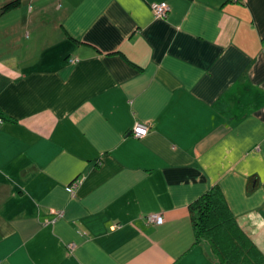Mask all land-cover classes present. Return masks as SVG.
<instances>
[{"label": "crops", "instance_id": "obj_1", "mask_svg": "<svg viewBox=\"0 0 264 264\" xmlns=\"http://www.w3.org/2000/svg\"><path fill=\"white\" fill-rule=\"evenodd\" d=\"M13 1L0 264H216L190 215L215 187L264 253V0Z\"/></svg>", "mask_w": 264, "mask_h": 264}, {"label": "trees", "instance_id": "obj_2", "mask_svg": "<svg viewBox=\"0 0 264 264\" xmlns=\"http://www.w3.org/2000/svg\"><path fill=\"white\" fill-rule=\"evenodd\" d=\"M21 6L13 1L9 12ZM195 231L194 246L208 244L216 264H264V253L240 227L221 188L215 187L190 206Z\"/></svg>", "mask_w": 264, "mask_h": 264}, {"label": "built area", "instance_id": "obj_3", "mask_svg": "<svg viewBox=\"0 0 264 264\" xmlns=\"http://www.w3.org/2000/svg\"><path fill=\"white\" fill-rule=\"evenodd\" d=\"M234 1L246 2L247 0H234ZM152 9H153L154 15L158 19L167 18L169 13L171 12V7L166 2L154 4L152 6ZM2 121L3 120L0 118V122H2ZM149 130H150V126L138 123L134 127L133 135H134V137H136L138 139H143L146 136H148ZM77 186H78V182H76L71 188H69L68 191L71 194H74V190ZM55 215L57 216V219L64 217L63 212H56ZM164 222H165L164 217L161 214H154V215L148 217V223L149 224H156V225L160 226V225H163ZM75 247H76L75 245H72V246H70V249L73 250Z\"/></svg>", "mask_w": 264, "mask_h": 264}]
</instances>
